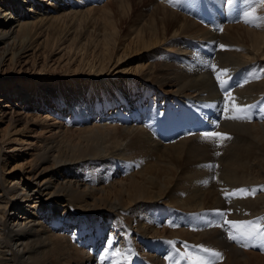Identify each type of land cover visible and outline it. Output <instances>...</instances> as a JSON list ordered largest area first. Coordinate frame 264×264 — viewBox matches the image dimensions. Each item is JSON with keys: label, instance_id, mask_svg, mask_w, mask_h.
I'll return each instance as SVG.
<instances>
[{"label": "bare ground", "instance_id": "1", "mask_svg": "<svg viewBox=\"0 0 264 264\" xmlns=\"http://www.w3.org/2000/svg\"><path fill=\"white\" fill-rule=\"evenodd\" d=\"M97 1L0 2V65L8 56L10 65L35 63L51 45L83 53L62 83L14 84L18 100L28 97L29 108L59 122L19 180L0 146V264H169L170 246L187 242L229 252L224 264H264V241L243 248L225 238L227 225L215 226L224 219L217 210L227 220L264 217V25L240 18L245 11L258 23L264 4L111 0L103 28L93 30L89 23L100 18L89 22L85 7ZM236 8L240 22L233 25ZM119 9L126 44L120 26L108 27L117 29ZM41 55L45 68L49 56ZM135 55L133 72L118 78L121 62ZM212 64L229 70L221 79L241 76L230 91L238 104L260 99L250 122L223 118L226 101ZM198 117L206 130L183 129ZM165 120L175 126L168 140L157 127ZM216 131L231 138H203ZM40 163L51 165L37 173ZM240 188H255V195L226 199Z\"/></svg>", "mask_w": 264, "mask_h": 264}, {"label": "rangeland", "instance_id": "2", "mask_svg": "<svg viewBox=\"0 0 264 264\" xmlns=\"http://www.w3.org/2000/svg\"><path fill=\"white\" fill-rule=\"evenodd\" d=\"M3 1H5V0H0V2H3ZM110 1L111 0H100V1H97L96 3H93L92 5L86 4L87 7H85V9L91 11V15L90 16L88 15L89 16L88 17L89 22L92 20V17L100 18V20H98L97 22H100V21L103 22L101 20V17H102V14L104 12V7ZM241 1H243V0H241ZM239 7H240V5L238 4L237 8H239ZM115 8H114L115 11L118 10L117 7H115ZM236 9H233L234 12L232 15V21L230 22V24H233V25L238 24V22H240V21H238L239 18L237 16V11H239V9H237V10ZM16 12L18 13L19 10H17ZM121 12L123 13L122 9L121 10L119 9L120 14L117 15L118 18L115 21V23L118 21L117 22L118 23L117 29H114L112 27V25H109L108 27H109V30H112V32H114L116 30L118 31L121 29L120 31L123 32V33H121V35H122V37H124V38H122V41L124 44H126L128 42L127 36H126L127 25H126L125 19L122 17H119L122 14ZM244 14H245V11L241 12V17H240L241 23L243 22L242 20L245 19V17H243ZM197 15H199L201 17L202 21L206 20V14H203L202 12H197ZM207 18H208V20H211V16L210 17L208 16ZM101 22L98 23V25H96L95 22H94V24L92 22H90L88 26L90 27V29L95 30L97 28L100 30L101 28H103V23H101ZM119 23H120V25H119ZM124 23H125V25H122ZM82 25H84V23ZM245 25H247V24H245ZM119 26L121 27L120 29H118ZM51 46L44 49V50H40L38 52L39 56H37V58H35V63L33 61L31 62V59L28 58L27 60H22V63H20V64L10 65V61H9L10 56H8L6 58V61L0 65V146L5 147V148H3L2 153L5 150H7L8 168L11 169L15 165L18 167V169H16L12 174H10L11 177L17 178L18 180L22 174V171L29 166V161H31L30 155L32 153L36 154V152H39L40 150H42L44 148L43 147L44 144L46 142H48L50 139H52V136L55 134L53 132V126L52 125L55 124L56 122H59V120H58L59 118L56 117V115L54 114V115H51L49 119H47L48 121L43 119L47 113H45L43 111L40 112V111L33 110L32 107L29 108L28 102H26L29 99L28 97L18 100V96L14 95V91L17 89V86L14 84L15 83H23V85H25V83H27L26 86H28L30 88L31 84H35L34 82L49 84V86H50V83L54 84V83H56L55 80L58 81V79H59L60 80L59 83H62L64 78L66 77V75L69 72L72 73V71H74V70H70V67L75 68L79 64L81 54L83 55V53H80V52H78V50H75V49H74V51L71 50L72 51V53H71V51L69 49L64 50L63 48H60V50H59V49H56L55 47H51ZM54 48H55V51H54ZM41 54H45V55L49 56V60L47 61V65L45 66V68H43L44 58ZM118 55L122 56V52L119 53ZM88 56L91 58L90 54H88ZM136 58H137V55L133 56V58L126 59L125 62L124 61L121 62L119 67L121 69H123L124 72L119 74L118 78L123 77L122 75H124V74L127 75V72L128 73L133 72V69L137 64ZM112 74L115 75V73H112ZM234 77H236V74H234V76H232V78L229 79L228 84H229L230 80H232ZM10 80H12V82L9 83ZM236 84H237V81H234L232 83V86H229L227 90L229 92L232 91L234 89V87L236 86ZM60 89H61V87H60ZM7 91H9L11 93L9 95V97H11V99H7V97L4 96V94H6ZM87 91H89V90L87 89ZM9 92H7V93H9ZM18 93H21V92H18ZM259 102H260V99L254 103V106L258 105ZM34 104H35V106H37L36 102ZM53 104H54V102L50 103L51 106H53ZM251 104L253 105L252 102H250V104H248V105H251ZM208 108H209V106H202V107H199L198 109H201V112H205L208 110ZM204 109H206V110H204ZM211 112L213 113V111H211ZM198 118H200V117H198ZM211 118L213 120L217 121L215 115H212ZM10 119H13V121H11ZM60 120H61V118H60ZM165 123L166 124H164V126H162V127H160V124H159L157 126L158 130L160 132H167L168 135H170L169 138H172L173 134H171V133H174L175 126L173 124H170L168 122V120H165ZM204 125L206 126V123ZM183 127H185V125ZM215 128H217V127L215 126ZM159 137H161V136L159 135ZM15 148H16V150L13 151V149H15ZM50 165H51L50 163H45V164L40 163V167H38L37 173H39L40 170H42L44 167L45 168L50 167ZM48 173H46V174L43 173L41 175L40 182L44 180V178L46 177V175H48ZM24 209L25 208H23V210ZM228 213H229V211H228ZM226 214H227V212H226ZM204 219L208 221L207 218H204ZM224 230H227V229L224 228ZM225 233H224V236H225V238L228 239V237H227L228 234H227V232H225ZM228 240H230V239H228ZM192 245L199 246V244H194L193 242L181 243L178 246H177V244L174 246H170L171 261L172 262L170 261L169 264H187V261L182 259V254H184L188 251H192L193 250L191 248ZM229 255H230L229 252H227L225 255H223L225 260L223 259L221 261L222 264H224L227 261V259L229 258ZM221 262L218 261L217 264H219V263L221 264Z\"/></svg>", "mask_w": 264, "mask_h": 264}, {"label": "snow or ice", "instance_id": "3", "mask_svg": "<svg viewBox=\"0 0 264 264\" xmlns=\"http://www.w3.org/2000/svg\"><path fill=\"white\" fill-rule=\"evenodd\" d=\"M177 0H170V3L175 4ZM231 2V0H230ZM256 3L264 4V0H255ZM248 15H251L249 13ZM257 22H254L250 19H245L243 22L246 24H253L255 27H261L264 25V16L257 17ZM223 31V29H221ZM223 49L226 46L220 45ZM239 50V49H237ZM213 72L216 73V79L219 82V87L224 92V99L226 101L224 106V119L229 120H236V121H251V108L254 107L253 105L241 106L237 103L236 97L231 94L227 89L229 87L228 81L225 79H221V76H227L229 70L222 69L217 72V68L215 64L209 65ZM230 102V104L228 103ZM203 138L207 141H219L223 142L231 137L228 134L216 132H206L203 134ZM206 167L212 168L215 167L214 165H207ZM206 183V181H205ZM264 187V186H262ZM256 189L253 188L251 190L246 188L237 189L231 193H226V199H230L231 197H235L238 194H247V195H255ZM216 215L224 218L222 219L221 223L215 226L224 227L225 225L228 226L227 233L228 239L237 243L239 246L243 248L248 247H256L257 245H252L250 243H246V241H250L253 239H259L264 241V229L261 228L260 221H264V217L258 218L256 221H239V220H227L226 213L223 211L217 210ZM170 244H174L173 241H169ZM193 249L192 251H188L182 254V259L187 261V264H217L218 261H222L224 259L222 252L218 250H214L212 248L206 247L204 245H193L191 246Z\"/></svg>", "mask_w": 264, "mask_h": 264}]
</instances>
